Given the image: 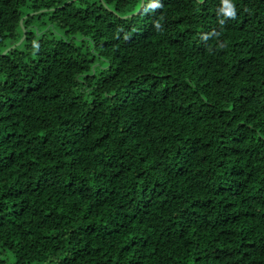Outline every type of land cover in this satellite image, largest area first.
I'll return each mask as SVG.
<instances>
[{"label": "trees", "instance_id": "trees-1", "mask_svg": "<svg viewBox=\"0 0 264 264\" xmlns=\"http://www.w3.org/2000/svg\"><path fill=\"white\" fill-rule=\"evenodd\" d=\"M0 264H264V0H0Z\"/></svg>", "mask_w": 264, "mask_h": 264}, {"label": "water", "instance_id": "water-1", "mask_svg": "<svg viewBox=\"0 0 264 264\" xmlns=\"http://www.w3.org/2000/svg\"><path fill=\"white\" fill-rule=\"evenodd\" d=\"M14 46L8 48L5 52L9 51L10 49H12ZM5 52L3 54H5Z\"/></svg>", "mask_w": 264, "mask_h": 264}]
</instances>
